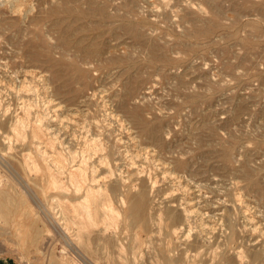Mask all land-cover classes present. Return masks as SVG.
<instances>
[{
  "label": "rangeland",
  "instance_id": "1",
  "mask_svg": "<svg viewBox=\"0 0 264 264\" xmlns=\"http://www.w3.org/2000/svg\"><path fill=\"white\" fill-rule=\"evenodd\" d=\"M19 116L33 155L40 144L63 156V175L85 161L119 185L111 235L137 244L138 261L160 244L178 264H264V0H0L8 159ZM140 190L149 215L179 214L175 232L129 222ZM0 245V264H47L17 237Z\"/></svg>",
  "mask_w": 264,
  "mask_h": 264
},
{
  "label": "bare ground",
  "instance_id": "2",
  "mask_svg": "<svg viewBox=\"0 0 264 264\" xmlns=\"http://www.w3.org/2000/svg\"><path fill=\"white\" fill-rule=\"evenodd\" d=\"M14 121L11 123V135L6 132L5 138L11 141L13 136L18 141L20 155L8 159L0 153V165L9 171L3 178L5 188H0L1 241H13L17 237L21 245L32 247L31 252L35 256L43 255L47 264H178V259L172 257L171 249L160 244L154 247L155 258L149 262L138 261L142 249L135 243L126 252L123 245L111 235L116 216L109 191L119 185H109L104 180L106 175L97 174L94 163L87 164L85 161L70 166L66 175H63V156L60 152H56V155L48 154L45 147L37 144L33 155L20 143L26 136L22 129L24 119L19 116ZM34 136H38V133L34 132ZM51 144L52 141H49L48 145ZM21 145L23 147L20 149ZM38 171L40 176L35 183L39 186L35 189L29 182V176ZM64 178L72 187L71 191L65 185ZM127 200L129 204L124 215L129 222L141 225L147 231H151L152 222L158 230L166 226L176 231L179 214L169 209L160 211L156 216L149 215L143 190L127 197ZM26 203L27 206H22ZM194 210L186 207L183 209L186 215L194 213ZM24 219L27 223L21 226V220ZM114 246L119 250L118 256L113 254ZM251 257L252 260L258 259L260 251L252 249ZM119 258L121 263L117 261Z\"/></svg>",
  "mask_w": 264,
  "mask_h": 264
}]
</instances>
